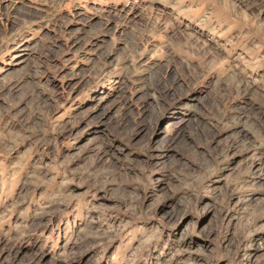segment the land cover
Masks as SVG:
<instances>
[{
  "label": "rangeland",
  "instance_id": "obj_1",
  "mask_svg": "<svg viewBox=\"0 0 264 264\" xmlns=\"http://www.w3.org/2000/svg\"><path fill=\"white\" fill-rule=\"evenodd\" d=\"M0 264H264V0H0Z\"/></svg>",
  "mask_w": 264,
  "mask_h": 264
}]
</instances>
